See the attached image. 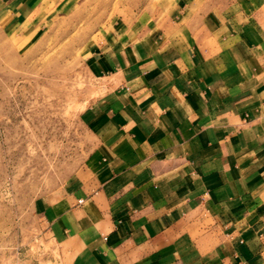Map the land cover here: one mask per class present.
Wrapping results in <instances>:
<instances>
[{
	"label": "crops",
	"instance_id": "obj_1",
	"mask_svg": "<svg viewBox=\"0 0 264 264\" xmlns=\"http://www.w3.org/2000/svg\"><path fill=\"white\" fill-rule=\"evenodd\" d=\"M172 1L85 53L93 147L36 208L62 264H264V0Z\"/></svg>",
	"mask_w": 264,
	"mask_h": 264
},
{
	"label": "rangeland",
	"instance_id": "obj_2",
	"mask_svg": "<svg viewBox=\"0 0 264 264\" xmlns=\"http://www.w3.org/2000/svg\"><path fill=\"white\" fill-rule=\"evenodd\" d=\"M17 5L0 0V264H62L36 208L93 147L83 111L104 90L85 53L173 1L55 0L43 17Z\"/></svg>",
	"mask_w": 264,
	"mask_h": 264
}]
</instances>
